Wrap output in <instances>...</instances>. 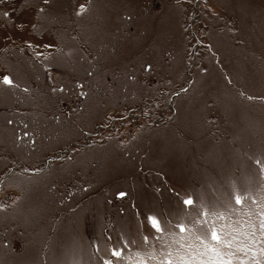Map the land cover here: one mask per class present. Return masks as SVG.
<instances>
[{"label":"rangeland","instance_id":"obj_1","mask_svg":"<svg viewBox=\"0 0 264 264\" xmlns=\"http://www.w3.org/2000/svg\"><path fill=\"white\" fill-rule=\"evenodd\" d=\"M204 212L264 239V0H0V264H179Z\"/></svg>","mask_w":264,"mask_h":264},{"label":"snow or ice","instance_id":"obj_2","mask_svg":"<svg viewBox=\"0 0 264 264\" xmlns=\"http://www.w3.org/2000/svg\"><path fill=\"white\" fill-rule=\"evenodd\" d=\"M4 15L7 17L9 13L5 12ZM19 27L22 28L24 25L21 24ZM48 47L51 48L52 45H48ZM2 82L8 86H11L13 83L8 76H4ZM25 91H27V89H25ZM248 98L253 99V97ZM118 195L120 198H124L127 193L120 192ZM234 199L237 205H242L244 203L240 195H236ZM183 204L185 207H192L194 201L191 198H185ZM211 215H215L216 221L224 219L221 213L213 214L204 212V219L197 221V223L201 225V235L196 237L200 247L194 248L189 245L187 259L179 257V264H237V262H239V264H251L253 260H255V264H261V261L256 259V254L264 253V239L261 240V244L258 248H254L253 246L257 242V235L255 231H251L247 234L246 240L241 243L236 236L225 231L226 225L221 224L217 226L216 221L210 222L208 217ZM147 221L153 232L161 233L163 231L161 222L157 216L150 215L147 217ZM252 227L255 228L257 226L252 225ZM178 228L181 233L188 231L184 224H179ZM258 229L261 237L264 238V213H261ZM248 240H251L252 243H248ZM111 254L113 257L122 258L123 250L113 249ZM104 264H112V262L106 260ZM161 264H165V261H161ZM166 264H177V261L167 259Z\"/></svg>","mask_w":264,"mask_h":264}]
</instances>
